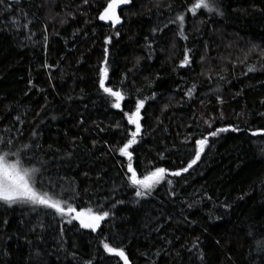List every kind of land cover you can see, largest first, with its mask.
I'll return each mask as SVG.
<instances>
[{
	"label": "trees",
	"instance_id": "16d2710c",
	"mask_svg": "<svg viewBox=\"0 0 264 264\" xmlns=\"http://www.w3.org/2000/svg\"><path fill=\"white\" fill-rule=\"evenodd\" d=\"M107 2L0 4V153L20 151L77 211L109 212L92 231L0 203V264H124L103 242L129 264H264V135H252L264 133V0H217L222 15L193 14L195 0H131L115 27L99 19ZM105 49L119 109L99 87ZM141 99L129 161L124 113ZM205 136L191 169L135 195L128 163L139 178L178 171Z\"/></svg>",
	"mask_w": 264,
	"mask_h": 264
},
{
	"label": "snow or ice",
	"instance_id": "6c2138e0",
	"mask_svg": "<svg viewBox=\"0 0 264 264\" xmlns=\"http://www.w3.org/2000/svg\"><path fill=\"white\" fill-rule=\"evenodd\" d=\"M87 2L88 0H84V3ZM3 3L4 0H0V4ZM130 3L131 0H109V2H107V6L103 9L102 14L99 15V19L101 21H110L112 27L121 24V17L118 15L117 9L120 8L121 5H128ZM199 9L205 10L208 14H223L219 9L217 0H195V3L190 9H188V11L195 14ZM177 21L179 22L178 34L182 39L186 40L187 36L183 31L185 16L183 14L177 15L176 20L173 21V23ZM29 23H31V21H29ZM24 27H27V25L25 24ZM165 27H167V25H165ZM110 42L111 38H106L105 43L107 44ZM188 64L189 57L188 51L186 50L184 60L181 62L180 67H185ZM106 65L107 49H105V66L99 69V87L108 96L114 98L115 102L111 106L119 109L121 107L120 102L124 99V96L121 92L114 91L111 87L105 86V81L108 76V68ZM248 71H255V67L249 66ZM187 94L191 96L192 90L190 89ZM144 104L145 101L143 99L138 100L135 104V111L131 113H124L128 124L133 125L135 129L128 134L130 138L127 139V142L119 149V154L127 157L129 161L132 160V152H130L129 149L132 148L133 145L137 144L138 137L141 133V109L144 107ZM17 119L19 118L17 117ZM209 127H211V125H209ZM237 130V128L232 129V131ZM226 131H228L227 128H219L216 131L210 132L209 135L215 137L219 133ZM252 135H264V133L254 132ZM10 143L11 141H9V144ZM207 143V136L196 140L195 158L190 160L187 167L178 171L167 172L165 168L158 167L154 171H151L148 175H144L143 178H139L136 171L133 169L132 163H128L127 170L131 174L128 176V183L135 189V195L137 197H142L146 194H151L155 186L164 180L166 174L170 176H180L182 172H187L197 163V161L200 160L201 154L204 152ZM27 147L28 145H25V148ZM24 159L25 158L22 157L20 151L0 153V203H3L8 207L28 206L33 210L36 208L52 209L61 217H67V223L77 220L82 228H88L92 231H96L101 221L105 220L109 216L108 211L102 210L95 213L91 209L76 211L70 203L57 198L55 193H50L48 190H45L44 178L41 169L37 167L25 166ZM167 183L171 184L172 181L168 180ZM103 248L105 252L120 257L124 264H129L127 256L122 248L112 247L107 242H103ZM261 250H264V246H262ZM37 255H39V253H37ZM89 264H91V262H89Z\"/></svg>",
	"mask_w": 264,
	"mask_h": 264
},
{
	"label": "rangeland",
	"instance_id": "374dc122",
	"mask_svg": "<svg viewBox=\"0 0 264 264\" xmlns=\"http://www.w3.org/2000/svg\"><path fill=\"white\" fill-rule=\"evenodd\" d=\"M124 6H126V5H121L120 6V8H118L117 9V12H118V15H119V10L122 8V7H124ZM104 23H107V24H111V22L110 21H103ZM122 22V21H121ZM106 81H107V79H106ZM106 81H105V83H106ZM123 101V100H122ZM121 101V102H122ZM120 102V103H121ZM140 123H141V121H140ZM206 148V147H205ZM205 150V149H204ZM77 211V210H76ZM65 220H67L68 218L67 217H63ZM73 221H76V222H78L79 223V221H77V220H73ZM102 222V221H101ZM85 229H88V228H85ZM89 230H91V229H89ZM111 255H114V254H111ZM115 256V255H114ZM120 258V257H119ZM121 259V258H120ZM122 260V259H121ZM123 261V260H122Z\"/></svg>",
	"mask_w": 264,
	"mask_h": 264
},
{
	"label": "water",
	"instance_id": "95a60500",
	"mask_svg": "<svg viewBox=\"0 0 264 264\" xmlns=\"http://www.w3.org/2000/svg\"><path fill=\"white\" fill-rule=\"evenodd\" d=\"M23 1H31V0H23ZM99 228H100V225H99V227H98L97 229H99ZM97 229H96V230H97Z\"/></svg>",
	"mask_w": 264,
	"mask_h": 264
}]
</instances>
